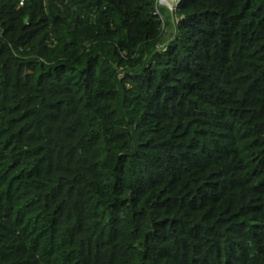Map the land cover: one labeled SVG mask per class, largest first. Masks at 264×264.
Segmentation results:
<instances>
[{
	"label": "trees",
	"instance_id": "trees-1",
	"mask_svg": "<svg viewBox=\"0 0 264 264\" xmlns=\"http://www.w3.org/2000/svg\"><path fill=\"white\" fill-rule=\"evenodd\" d=\"M0 264H264V0H0Z\"/></svg>",
	"mask_w": 264,
	"mask_h": 264
},
{
	"label": "built area",
	"instance_id": "built-area-1",
	"mask_svg": "<svg viewBox=\"0 0 264 264\" xmlns=\"http://www.w3.org/2000/svg\"><path fill=\"white\" fill-rule=\"evenodd\" d=\"M179 0H173L171 3L169 0H157V9L160 7H166L169 11H174Z\"/></svg>",
	"mask_w": 264,
	"mask_h": 264
},
{
	"label": "rangeland",
	"instance_id": "rangeland-1",
	"mask_svg": "<svg viewBox=\"0 0 264 264\" xmlns=\"http://www.w3.org/2000/svg\"><path fill=\"white\" fill-rule=\"evenodd\" d=\"M169 1H170L171 3H173L172 0H169Z\"/></svg>",
	"mask_w": 264,
	"mask_h": 264
},
{
	"label": "clouds",
	"instance_id": "clouds-1",
	"mask_svg": "<svg viewBox=\"0 0 264 264\" xmlns=\"http://www.w3.org/2000/svg\"><path fill=\"white\" fill-rule=\"evenodd\" d=\"M173 1V0H172Z\"/></svg>",
	"mask_w": 264,
	"mask_h": 264
}]
</instances>
